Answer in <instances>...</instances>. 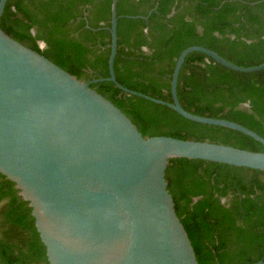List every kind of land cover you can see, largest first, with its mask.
<instances>
[{"label":"trees","instance_id":"obj_1","mask_svg":"<svg viewBox=\"0 0 264 264\" xmlns=\"http://www.w3.org/2000/svg\"><path fill=\"white\" fill-rule=\"evenodd\" d=\"M112 3L8 0L0 26L78 79L93 82L109 77ZM117 15V81L155 99L172 102L176 61L192 46L242 67L264 63L262 0H118ZM91 87L120 108L144 137L264 152L247 135L190 121L167 106L127 95L112 82ZM177 94L192 114L236 122L264 137V70L235 72L193 52L180 71ZM166 179L199 264L264 262V171L177 158L170 160ZM0 264H49L31 208L1 174Z\"/></svg>","mask_w":264,"mask_h":264},{"label":"water","instance_id":"obj_2","mask_svg":"<svg viewBox=\"0 0 264 264\" xmlns=\"http://www.w3.org/2000/svg\"><path fill=\"white\" fill-rule=\"evenodd\" d=\"M7 1L0 0V20ZM117 3L113 0L111 7L109 77L93 82L78 79L0 26V174L31 208L49 264H199L168 189L170 160L264 171V152L144 137L91 85L112 82L127 95L167 106L196 123L238 131L264 146V137L239 123L186 111L177 94L180 71L193 52L240 73L263 71L264 63L242 67L213 50L192 46L176 61L172 102L127 89L114 69Z\"/></svg>","mask_w":264,"mask_h":264}]
</instances>
